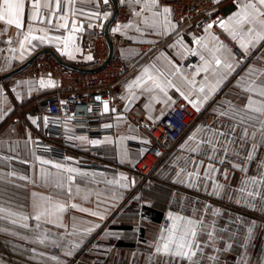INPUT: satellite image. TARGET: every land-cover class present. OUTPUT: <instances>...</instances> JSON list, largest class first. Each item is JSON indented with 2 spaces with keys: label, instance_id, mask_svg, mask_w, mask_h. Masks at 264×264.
<instances>
[{
  "label": "crops",
  "instance_id": "crops-1",
  "mask_svg": "<svg viewBox=\"0 0 264 264\" xmlns=\"http://www.w3.org/2000/svg\"><path fill=\"white\" fill-rule=\"evenodd\" d=\"M118 1L110 33L124 66L119 106L157 122L182 100L195 119L150 182L132 171L150 137L131 117L119 116L101 138L74 133L66 121L77 148L48 156L37 145L48 131L42 103L56 81L38 73L39 59L0 81V264L78 256L103 264H264V66L240 64L212 28L182 26L159 0ZM108 4L0 0V75L45 48L89 67L83 42L105 31ZM231 5L226 40L247 54L264 51V0H226L222 10ZM102 162L121 169L106 172Z\"/></svg>",
  "mask_w": 264,
  "mask_h": 264
},
{
  "label": "built area",
  "instance_id": "built-area-1",
  "mask_svg": "<svg viewBox=\"0 0 264 264\" xmlns=\"http://www.w3.org/2000/svg\"><path fill=\"white\" fill-rule=\"evenodd\" d=\"M226 0H159L161 7L171 10L175 20L182 26L197 22L212 28L221 36L234 51L240 64H257L264 66V51L247 54L240 50L223 34L224 13L222 4ZM108 13L113 12L112 5L105 7ZM107 35L100 29L89 35L83 42L86 54L92 57V63L97 67L109 56ZM193 57L188 62H193ZM83 67H88L80 65ZM38 73L48 75L56 81L58 90L50 97L47 106L49 116L47 135L40 139L37 150L41 154L65 158L68 149H76L77 145L65 128V122L70 121L74 126V133H86L92 138H101L114 133V124L121 115H128L140 127L147 130L150 143L145 156L133 167L132 171L139 173L147 181L154 182L156 166L168 157L185 132L190 128L195 119L187 105L182 100L172 106L157 122H149L146 115L136 108L129 111L123 110L117 101L115 88L124 73L123 63L114 59L101 71L96 73H81L60 65L52 57H41L38 61ZM227 92L234 93L232 89ZM219 108L223 104L217 103ZM94 154V153H91ZM101 156L100 153H95ZM91 157V156H90ZM106 172H118L121 168L116 164L100 163ZM169 221L163 222V227L168 228ZM59 254L57 248L53 249ZM81 264H94L89 260ZM98 264H101L98 263Z\"/></svg>",
  "mask_w": 264,
  "mask_h": 264
},
{
  "label": "water",
  "instance_id": "water-1",
  "mask_svg": "<svg viewBox=\"0 0 264 264\" xmlns=\"http://www.w3.org/2000/svg\"><path fill=\"white\" fill-rule=\"evenodd\" d=\"M112 5H113V14L105 28V33L107 35V42H108V46H109V56L106 59L105 62H103L101 65L97 66V67H83L77 64H73L71 62H68L66 60H64L63 58H61L54 50L50 49V48H45L42 49L40 51H38L36 54H34L30 59H28L26 62H24L22 65L16 67L15 69L11 70L8 73L2 74L0 75V81H4L7 80L19 73H21L22 71H24L25 69H27L28 67H30L31 65H33L38 59H40L43 56H50L52 57L55 61H57L60 65L74 70V71H78L81 73H96L101 71L102 69H104L114 58L115 55V44L113 41V38L111 37V27L112 25L115 23V21L117 20L118 16H119V10H120V4L118 0H110ZM235 9V6L231 5V6H227L226 8L223 9V13H229L231 11H233ZM50 102V99L45 100L42 103L43 107L48 106Z\"/></svg>",
  "mask_w": 264,
  "mask_h": 264
},
{
  "label": "rangeland",
  "instance_id": "rangeland-1",
  "mask_svg": "<svg viewBox=\"0 0 264 264\" xmlns=\"http://www.w3.org/2000/svg\"><path fill=\"white\" fill-rule=\"evenodd\" d=\"M217 105V104H216ZM93 246H94V244L92 245V244H90V242L89 243H87V245H85V250L84 251H86V250H92V248H93ZM54 249V248H53ZM53 249H52V253L53 254H55L54 252H53ZM60 254V253H59ZM59 254H56V255H59ZM86 259H84V258H80L79 256L78 257H76V258H72V257H70L69 259H65L64 260V264H80L82 261H85ZM87 261V260H86ZM90 262H92V263H94V264H98V263H100L101 262V264H103V260L102 259H98V260H89ZM80 262V263H79Z\"/></svg>",
  "mask_w": 264,
  "mask_h": 264
},
{
  "label": "trees",
  "instance_id": "trees-1",
  "mask_svg": "<svg viewBox=\"0 0 264 264\" xmlns=\"http://www.w3.org/2000/svg\"><path fill=\"white\" fill-rule=\"evenodd\" d=\"M92 66H94V63H91V64L89 65V67H92Z\"/></svg>",
  "mask_w": 264,
  "mask_h": 264
}]
</instances>
